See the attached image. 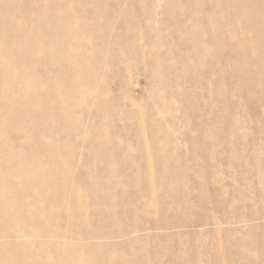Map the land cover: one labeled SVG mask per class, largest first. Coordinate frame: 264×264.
Listing matches in <instances>:
<instances>
[{
    "label": "bare ground",
    "instance_id": "obj_1",
    "mask_svg": "<svg viewBox=\"0 0 264 264\" xmlns=\"http://www.w3.org/2000/svg\"><path fill=\"white\" fill-rule=\"evenodd\" d=\"M136 2L115 0L108 10L104 0H33L31 12L22 13V0H0V136L4 139L12 130L20 133L16 135L17 143L14 140L10 145L7 138L0 142V238L8 240L20 236L27 242L18 246L15 252H4L3 243H0V264H23L22 261L30 255L32 264L164 263L162 259L151 260L146 253L156 225L163 222L154 218L158 212L152 213L146 201L139 200L137 204L140 209L131 212L132 217H127L129 222L121 221L117 213L116 208L120 204L122 208L125 207L130 200H118L120 196L121 199L127 196L128 188L119 182L121 173L113 168L115 155L121 156L127 151L131 154L132 146L126 140L136 138L130 136L125 139L123 136L129 133H118L113 128L114 120L110 116L113 114L116 119L113 101L117 94L112 95L110 89L103 87V84L106 86L103 79L106 70H116V73L112 72L113 78L127 85L130 79L122 77L120 67L127 71V61L137 58L140 50L151 54V62L153 53L149 49H163L165 63L159 65L156 72L157 76H161L173 67V51L177 49L179 52L181 49L183 54L179 55L184 58L181 67L189 78L198 72L202 76H210V73L219 71L220 91L224 86L222 74L225 68H231L244 90L249 86L250 91L256 90L258 95L264 96V0H170L168 6L169 12H173V27H163L158 31L147 24L151 33L147 36L138 35L142 30L140 24L130 27ZM148 2L153 3L154 0ZM187 3L193 6L190 10ZM206 6L210 7L207 11ZM119 15L122 18L119 19L118 29L113 30L110 27L118 21ZM149 15L151 13L147 17ZM101 16L105 19L103 28ZM147 17L146 20L150 22ZM188 21L191 24L188 25ZM238 26L242 27L240 33H237ZM155 31L159 32L156 38L153 37ZM173 31L177 36L180 33L184 37L187 34L191 36V45L187 46L176 39L164 45L161 34L169 35ZM123 40L125 43L121 44ZM126 45L134 49L128 55L125 53ZM232 53L234 56L236 53V61H231ZM227 54L229 58H226ZM216 57L223 59V62L210 64ZM48 65L50 70H46ZM42 70L48 81L41 75ZM215 85L217 88V83ZM185 86L186 103L203 111L197 115L196 109H192L190 115H182L176 132L181 135L192 123L193 130L202 133L201 141L213 145L216 155L210 163H217L219 172H223L222 161L230 147H239L240 153L247 158L239 165L242 171L238 168L242 176L235 199L229 200L224 177L219 175L215 185L218 204L231 212L238 203L244 206L249 202L238 209L237 215L226 217L227 222L234 226L222 227L223 217L214 212L208 214L203 224H197L212 226L211 232L215 238L222 234L227 237L226 245L209 252L205 260L213 264H264V217L259 218V215L264 216V209H255L257 203L264 201V161L263 166L256 162L263 167L257 175L250 173L252 165L248 162V144L240 142L237 147L236 142L231 145L227 140L220 141L218 138V134L230 131V126L234 134L245 137L246 127L229 125L227 121L222 125L229 126L223 129L209 124L207 120H213L216 116L207 119V108H201L207 103L203 95L207 89L199 86L194 78L189 79ZM189 87L201 93L194 95V90ZM183 92L180 89L177 96L184 97ZM123 96L130 103L127 110L131 117L137 113L134 107L141 108L144 103L149 106L148 97L145 100L135 99L127 91ZM52 109L57 110L63 120L60 127V122L53 124L52 116L43 115V111L51 113ZM84 116L91 118V129L97 132L100 140L106 142L110 134L115 137L104 143L100 150L106 156L102 165L108 167L96 180L97 183L99 180L96 191L102 197L103 207L91 205L86 200L87 195L81 192L79 184L81 172L66 169V180L62 182L56 175L50 178V173L44 169L50 164L56 170V163L50 160L53 154L67 153L72 156L75 141L83 140L87 132ZM168 120L172 122V119ZM146 131L149 140L151 137L157 140L158 136L164 134L170 146L178 144L165 132V128L162 132L158 122H152L148 129L139 122L136 136L145 137ZM61 135H69L72 142L57 146V139ZM46 137L55 141L45 143L43 139ZM181 137L176 139L191 142L189 138ZM115 142L118 150L112 149ZM26 144L34 158L40 154V150L48 152L44 160L35 159L29 164L22 147ZM195 145H198L195 148L200 157L202 153L198 142ZM158 147L162 151L166 149L161 143ZM259 156H262V151L253 158L254 161ZM149 165L146 161V166ZM190 165L187 164L184 171L190 170ZM134 173L138 174V166ZM194 177L201 190V194L196 191L194 195L206 203L209 200L206 196L207 181L198 171ZM177 183L186 187L188 179L176 178L170 182V187H175ZM133 186L135 191H140L142 184L135 182ZM254 187L259 189L261 201L254 196ZM151 190L153 185L147 181L144 191ZM185 190L190 195L188 187ZM197 206L187 199L182 215L193 213ZM171 208L177 217L176 209L173 205ZM195 219L182 218L176 223L190 228ZM99 220L105 223L103 227L95 226ZM227 253L232 256L231 259ZM40 256L44 257L43 261Z\"/></svg>",
    "mask_w": 264,
    "mask_h": 264
},
{
    "label": "rangeland",
    "instance_id": "obj_2",
    "mask_svg": "<svg viewBox=\"0 0 264 264\" xmlns=\"http://www.w3.org/2000/svg\"><path fill=\"white\" fill-rule=\"evenodd\" d=\"M148 1L151 0H137L133 10L132 22H129L130 27L138 26V24H140L139 27L142 26V30L138 32V35L141 36L151 35V33L148 32L147 24L154 26L158 31L163 30V27H166V29L173 27V12H169L168 6L170 0H154L153 3H149ZM32 2L33 0H22L21 12H31ZM104 2L107 3L106 6L109 10L115 0H104ZM73 5L77 8L76 4ZM187 7L188 10H190L193 6H191V3H187ZM208 8L210 7L206 6V11ZM150 13L151 15H149L148 18L147 15ZM185 13L187 12H184V14ZM120 15L118 21L111 25V29H118L119 19L122 18ZM146 17L151 21L148 22ZM100 20H102L103 25L101 27L103 28L105 25V19L101 16ZM187 24L189 25L191 23L188 21ZM125 28H128L127 25H125ZM237 28L239 29L237 33H240L242 27L238 26ZM158 31H155L153 34L154 38L159 35ZM175 39L186 45H191V41H193V38L188 34L185 37L183 33H180L177 36L174 31L169 35L161 34V40L164 45L170 44L171 40L175 41ZM124 41L125 40L120 43L123 44L125 43ZM225 44L226 42H224L222 46L224 47ZM139 45L142 46L141 41H139ZM125 47L128 50L125 51L127 55L134 50L130 49V45H126ZM149 50L153 53V59L151 62V54L146 52V50H140L138 51L137 58L127 61V71L123 70V66L120 67V74H122V77H128L130 79L127 85H125L124 82L121 83L113 78L112 72L116 73V70H106L103 74V79L106 83V86L103 84L105 90L110 89V94H117V98L113 101V106L116 110V119L113 114L110 116V119L114 120V130L118 133H129L128 135L123 136L125 139L130 136L136 138L134 140H126V142H129L132 146L131 154H128L127 151L124 155H115V164L113 168L121 173L119 182L126 184L128 188L127 196L123 199H121L120 196L118 200L120 202H123L126 199L130 200V203L123 208L120 204V207L118 206L116 208L117 213L122 219L121 221L129 222L127 217H132L131 212L140 209V205L137 204L139 200L146 201V206L148 205L150 207L152 213L158 212V215L154 216V218L162 220L163 222L156 225L155 230L152 233L153 239L151 238L149 240L148 249H146L147 256L151 258V260L162 259L164 262L163 264H213L212 262H206V256L211 251L222 249V247L226 245L227 237L222 234L215 238L211 232L213 230L212 226L197 224H203L208 214L214 212L220 215V217H223L221 223L222 227H233L234 225H232V223L227 222L226 217L231 214L237 215L238 209L249 204V202H246L243 206L241 203H238L236 208L231 212L229 208L226 209V207L218 204L219 197L216 196L215 185L217 186L219 175L224 177L225 187L229 191L228 198L229 200L235 199L238 186L240 187L242 176L239 171V165L240 163H244L247 159L239 151L238 143L240 142L248 144V162L252 165L250 173L257 175L263 169V167H260L259 165L263 166L262 163L264 161V96L261 97L258 95L256 90L251 89L250 91L249 86L244 90L241 87L240 82L237 81L235 72L231 70V68H225V72L222 74L224 86L220 91L218 89L219 71L210 73V76H202L199 72L191 76L198 81L199 86L207 89L203 93L207 103L206 106L203 105L201 108H207V110H205V117L207 116V119L216 116L213 120H207L209 124H213L214 127L218 129L227 128L230 124L244 125L246 127L245 131L247 136L245 137H240L234 134L231 126L230 131L218 134L220 141L227 140L231 145L236 142L238 147V149L236 147H230V149H228L229 151L227 150L225 152L222 161L223 172H219L220 169L217 168V163H210L216 155V153L213 152V145L201 141L202 133L198 132V130H193L194 127L191 126L192 123L181 133L185 138H189L191 142L184 143L182 141L186 139H182V141L176 139L182 138L181 135L176 132V129L179 126V118L185 113L186 115H190L192 109H196L197 115L200 111H203V109H198L197 106L195 108L193 104H188L185 101L187 93L185 83H188V80L192 78H189L187 72L182 70L181 64L183 63L184 58H181L180 55L183 54V51L181 49H179V52L177 49L174 50L172 56L174 59L172 69L164 71L161 76H157L156 72L158 66L165 63V52L163 49ZM224 50L226 49L224 48ZM230 57L231 61L237 60L236 53L235 56L233 53L230 54ZM226 58H229L228 54ZM222 62L223 59L221 60L220 57H216L209 63L216 65ZM205 67H202V69ZM49 68L50 65L47 66L46 70H50ZM128 71L130 72L128 73ZM41 75L44 76L45 81L49 80L45 77V71L42 70ZM215 83H217V88L216 85L214 87ZM214 88L216 89L215 91ZM180 89L182 92L184 91V97L181 95L177 96V92ZM189 89L191 88L189 87ZM191 90H194V95L201 93L200 90L195 88H192ZM125 91L129 92V94L135 99L141 98L145 100L148 97L147 101L149 106L147 107L144 103L141 108L134 107L136 108L137 113L135 117H133V115L131 117L130 112L127 110L130 103L128 99L123 96ZM45 97L46 96H44V98ZM160 101L164 102V104ZM43 115L52 116L53 124L55 122V124L60 122L59 127L61 123L63 125V120L59 113H57V110L53 111L52 109L51 113L43 111ZM168 118L172 119L171 123ZM83 121L87 126V132L83 137V140L75 141L72 156L67 153L53 154L50 160L56 163V170L54 171L50 164H48L47 167H44V169L50 173V178H55L54 175H56L62 182L66 180V169H70L74 173L81 172L79 184L81 186V192L84 195H87L86 200L91 205L103 207L102 197L96 191V185L99 183V180L98 183L96 180L100 177L103 171L108 169V167L102 165L106 160V156L105 153L100 150L104 143L114 140L115 137L113 134H110V137L106 138V142H103L97 137V132L91 129V118L84 116ZM224 121H227L229 125H222ZM139 122L144 124L146 129H148L152 122H158L161 125L162 132L165 128V132L173 138L172 140H177L178 144L170 146V141H166L164 134L158 136L157 140H154L152 137L149 140V133L147 131L145 137H137ZM16 135H20V133L16 134L14 130H12L9 135L6 136L7 139H4L7 140L8 144L12 145L14 140H16L15 143H17L18 137H16ZM119 136L120 135L118 134V137ZM4 139L0 136V142ZM52 140L55 141L53 138L49 139L46 137L43 139V142L48 143ZM57 141L56 145L60 146L64 143L68 144L72 142V139L69 135H61ZM193 141L194 143L192 144ZM195 142H198L199 144V150L202 153L200 157L197 155L196 148L198 145H195ZM160 143L166 146L164 151H162V148L158 147V144ZM27 146V144L22 145L26 161L29 164L35 159L43 161L48 153L40 150V154L34 158L31 152L28 151ZM113 148L118 150L117 142L113 143L112 149ZM1 151L2 150H0V152ZM261 151L262 156H259L254 161L253 158ZM146 161L150 163L149 167L146 166ZM194 161L196 163H202V165H196ZM229 161H231V164ZM256 162L259 163V165ZM187 164H191L189 166L190 170L184 171ZM228 164H230V166ZM136 166H138V174L134 173ZM50 171H52V173ZM197 171L207 181L208 186L206 196L209 200L206 201V203H204L201 198H196L197 196L195 197L194 195L196 191L201 194L200 186L197 185L198 181L194 177V173ZM180 177H186L188 179V186L182 187L177 183L175 187L171 188L170 182ZM147 181H150L153 185V190L149 192L144 191ZM135 182L142 184L140 191H135L133 186ZM65 183L62 184L65 185ZM187 187L190 195H188V192L185 190ZM205 191L206 189L203 193H205ZM254 196H256L257 200L261 201L262 196H260V191L256 187H254ZM187 199H190L193 204H197L198 206L193 213L182 215L184 202ZM172 205L177 211V217L174 216V211L171 208ZM46 206L47 204L45 203V207ZM261 208L264 209V201L257 203L255 206L256 210ZM30 209H32V207ZM124 212L126 215H124ZM223 212L224 216H221ZM18 217L19 216H17V219ZM263 217V215H259V218ZM172 218H175L174 222L172 221ZM182 218L196 219L192 227L183 228L176 223V221L179 222ZM104 224L103 220L95 222L96 227H103ZM195 225L197 226L195 227ZM174 226H177V228H174ZM193 229L196 232L193 231ZM0 243H3L2 250L4 252L9 250L15 252L18 246L27 242H24L22 237L16 236L8 240L0 238ZM125 251L126 253H129L127 250ZM227 255L229 259H231L232 256L228 253ZM40 258L43 261L44 257L40 256ZM22 263L32 264V255L27 256Z\"/></svg>",
    "mask_w": 264,
    "mask_h": 264
}]
</instances>
